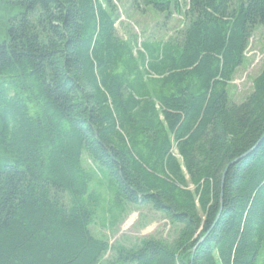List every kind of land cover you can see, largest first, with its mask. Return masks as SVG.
<instances>
[{
	"label": "trees",
	"instance_id": "obj_1",
	"mask_svg": "<svg viewBox=\"0 0 264 264\" xmlns=\"http://www.w3.org/2000/svg\"><path fill=\"white\" fill-rule=\"evenodd\" d=\"M122 2L6 1L0 264H264V68L242 103L228 89L264 0H130L183 19L140 42ZM147 206L167 238L91 232Z\"/></svg>",
	"mask_w": 264,
	"mask_h": 264
},
{
	"label": "rangeland",
	"instance_id": "obj_2",
	"mask_svg": "<svg viewBox=\"0 0 264 264\" xmlns=\"http://www.w3.org/2000/svg\"><path fill=\"white\" fill-rule=\"evenodd\" d=\"M6 1L0 0V42L8 39L6 28L8 19L22 12L21 8L13 7ZM185 2L186 0H181L182 4ZM119 13L121 18L116 25L118 35L121 38H128L131 33H135L139 42L147 36L167 38L183 26V19L177 13L163 25L165 15L157 14L151 8L145 14H141L130 7V0H123ZM246 59L228 88L231 99L236 103H242L253 92V79L264 68V27L258 29L251 39ZM91 232L98 238L106 237L110 244L117 241L128 244L154 235L167 238L170 234V225L162 214L148 206L131 207L125 220L116 228L112 229L108 225L104 227L98 221L91 227Z\"/></svg>",
	"mask_w": 264,
	"mask_h": 264
}]
</instances>
